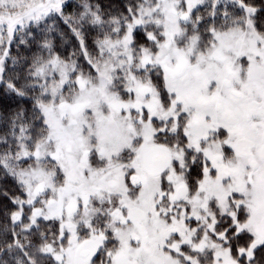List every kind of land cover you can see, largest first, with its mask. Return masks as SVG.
<instances>
[{
	"label": "snow or ice",
	"instance_id": "6c2138e0",
	"mask_svg": "<svg viewBox=\"0 0 264 264\" xmlns=\"http://www.w3.org/2000/svg\"><path fill=\"white\" fill-rule=\"evenodd\" d=\"M64 2L0 0V84L39 90L31 120H12L15 149L0 154L26 197L11 198L0 252L10 264H264V8L139 0L105 20L85 2L72 32L87 70L45 43L30 82L5 81L16 34L63 16ZM89 20L107 28L95 55L79 30ZM40 220L58 231L40 232Z\"/></svg>",
	"mask_w": 264,
	"mask_h": 264
},
{
	"label": "trees",
	"instance_id": "16d2710c",
	"mask_svg": "<svg viewBox=\"0 0 264 264\" xmlns=\"http://www.w3.org/2000/svg\"><path fill=\"white\" fill-rule=\"evenodd\" d=\"M87 2L93 6L98 5L103 13V19L108 20L112 16L120 14L128 15L127 8L129 5H135L139 0H67L63 6V16L55 14L53 18L46 19L39 24L33 23L30 25L29 34L25 35L23 31L17 33V38L14 39L9 49V57L6 58V73L5 81L12 79L18 88L24 85L26 77L29 74V69L32 62L37 57L43 59L49 58V51L44 47L45 43L51 44V54L58 55L62 59H76L79 64L87 70V63L83 56L80 55V45L78 38L72 32V27H77L74 21L79 19V15L84 12L83 4ZM249 2V0H246ZM230 3V0H222V4ZM258 8H264V0H254ZM95 10V7H93ZM232 11V8L228 9ZM221 13L224 11L220 7ZM200 12L203 13L204 9L201 8ZM261 21H264V11L258 13ZM69 17L73 23H65L64 18ZM82 27L79 30L83 33L85 44L93 55L96 54L95 41L98 37L102 38V32L107 31V28L101 29L98 26H93L89 21L81 22ZM151 30V28L149 29ZM135 39L138 44H146L147 41L144 37L143 30H137ZM23 39L24 43L20 42ZM75 53V55H73ZM39 90L29 91L25 96L21 97L14 92L7 90L6 87L0 84V138L7 137L8 144L0 142V154H2L9 145L15 149L12 131V120L18 111H23L29 120L33 115V105L35 103L34 97L38 95ZM37 127L39 125L37 124ZM26 166V165H22ZM200 169L194 166L191 169V178H199L198 173ZM20 196L22 199L26 198L20 188L17 180L0 167V247H3L5 242L10 243L12 237L5 236V232L12 227L10 223V213L17 209V206L12 203V197ZM39 206V205H37ZM27 212L28 209L25 208ZM219 219V217H218ZM243 219V217H241ZM27 223V220H25ZM40 224V232H48L51 235L53 232L58 231V223L38 221ZM227 219L219 225L218 230H223L227 227ZM31 239L34 244H39L40 240L38 235L34 234ZM248 235L242 234L238 240L233 241V252L235 255V248L237 246H246L248 243ZM257 260L264 257V249L256 253ZM13 259L12 253L0 252V260L8 261L9 264Z\"/></svg>",
	"mask_w": 264,
	"mask_h": 264
},
{
	"label": "rangeland",
	"instance_id": "374dc122",
	"mask_svg": "<svg viewBox=\"0 0 264 264\" xmlns=\"http://www.w3.org/2000/svg\"><path fill=\"white\" fill-rule=\"evenodd\" d=\"M67 0H65V2H66ZM201 8H203V7H201ZM37 207H39V206H37ZM193 226H195V224L193 223ZM214 239H215V237H213ZM233 254H234V252H233Z\"/></svg>",
	"mask_w": 264,
	"mask_h": 264
}]
</instances>
